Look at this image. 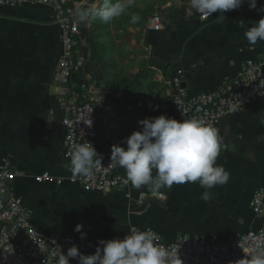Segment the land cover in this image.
Returning <instances> with one entry per match:
<instances>
[{"label": "crops", "instance_id": "obj_1", "mask_svg": "<svg viewBox=\"0 0 264 264\" xmlns=\"http://www.w3.org/2000/svg\"><path fill=\"white\" fill-rule=\"evenodd\" d=\"M101 3L102 0H74L69 7L75 13ZM261 6L264 0H258L257 8ZM154 14L160 15L162 26L156 32L151 31L149 22L146 25L142 39L145 66L142 63V69L122 72V78L130 81L140 75V87L137 84L128 92L132 95L138 91V102L145 108L157 101L152 96L151 83L160 84L156 89H164L163 102L169 97V81L180 70L185 73L184 88L192 95H200L233 80L244 61L264 56V42L249 45L244 36L264 13L249 10L247 3L239 10L225 12V18L217 12L208 21L188 11V0L163 3ZM79 25L78 60L82 70L77 80L81 81L88 80L84 64L91 58L88 39L96 37V20ZM104 43V55L113 56V46L106 40ZM62 47L61 30L51 8L0 7V161L6 157L12 160L16 170L13 187L44 236L94 254L97 245L92 227H87L90 231L83 240L53 228L52 221L70 209L78 214L91 211L93 227L109 229L106 234L116 229L110 235L115 239L126 235L117 231L125 223H130V229L158 231L168 241L186 235L213 234L230 239L258 228L250 198L255 189L264 191V101L224 122L216 163L229 173V180L209 190V201L202 199L205 189L198 182L155 191L129 184L124 192L88 193L69 182L63 153L64 115L51 84ZM114 57L117 59L115 54ZM116 77L115 81L108 80L113 84L109 83L107 89L93 85L101 91L100 95L96 93V100L104 106L108 118L125 105L123 91L115 89L121 80ZM141 120L126 118L122 113L104 124L105 140L113 141L107 146L110 155L113 145L140 130ZM43 174H48L49 179L39 182L37 178Z\"/></svg>", "mask_w": 264, "mask_h": 264}, {"label": "built area", "instance_id": "obj_2", "mask_svg": "<svg viewBox=\"0 0 264 264\" xmlns=\"http://www.w3.org/2000/svg\"><path fill=\"white\" fill-rule=\"evenodd\" d=\"M73 1L0 0L2 8L49 7L60 27L63 47L53 68L51 84L56 89V102L64 115L63 153L67 163L70 152L78 143L86 141L98 152L99 125L105 119L104 106L96 100V87L88 80H77L82 70L78 60L81 39L80 25L74 22V12L69 7ZM214 15L201 18L208 21ZM148 22L151 31L161 30L160 15H152ZM184 75L180 70L168 83L171 108L177 121L197 119L205 126L215 128L218 137L228 118L245 113L264 101V56L244 61L233 80L200 95H192L184 88ZM109 164L110 159L103 156L102 164L97 165L94 174L88 178L74 176L69 170V182L88 193L124 192L130 184L124 183L125 172ZM15 177L12 160L4 158L0 161V264H56L61 251L66 254L70 246L54 237H46L38 230L32 214L13 187ZM48 179V174L37 178L39 182ZM250 208L259 223L258 228L230 239L213 234L186 235L168 241L158 231H150L154 241L164 247L174 264H237L240 259L251 258L257 250L264 248V191L255 189L252 192ZM70 264H78V260H70Z\"/></svg>", "mask_w": 264, "mask_h": 264}, {"label": "clouds", "instance_id": "obj_3", "mask_svg": "<svg viewBox=\"0 0 264 264\" xmlns=\"http://www.w3.org/2000/svg\"><path fill=\"white\" fill-rule=\"evenodd\" d=\"M258 0H188V11L202 18L219 12V17L232 10H239L244 3L257 14L264 13V6L257 8ZM133 0H102L99 7L89 6L74 13V22L87 24L100 20L109 23L119 18L131 7ZM218 17V18H219ZM225 18V17H224ZM137 16L132 17L136 23ZM244 36L249 45L264 42V16L249 27ZM151 107V105H150ZM91 122V121H90ZM140 130L133 131L120 144L111 148L110 164L124 170L125 184L151 190L171 189L174 184L199 183L205 191L202 199H211L210 189L225 185L229 173L216 163L220 153V140L215 128L205 126L197 119L182 122L165 115L145 118L138 122ZM125 145V146H121ZM95 158V159H94ZM103 156L86 141L74 145L66 167L74 176L91 177ZM83 225L77 224L75 231L80 239H86ZM174 264L162 245L153 239L150 230L131 228L122 239L99 240L94 254L84 255L73 245L66 254L58 256L56 264ZM237 264H264V248L257 250L251 258H243Z\"/></svg>", "mask_w": 264, "mask_h": 264}, {"label": "rangeland", "instance_id": "obj_4", "mask_svg": "<svg viewBox=\"0 0 264 264\" xmlns=\"http://www.w3.org/2000/svg\"><path fill=\"white\" fill-rule=\"evenodd\" d=\"M169 1L172 0H133L131 7L127 8L125 13L119 18H116L109 23L96 20V39L103 43L104 40H106L110 42V47L113 46V56H105L104 72L106 80H113L115 76H117L116 79L120 80L123 77V69H126L127 71L142 69V63L145 66L147 59L144 46L142 45V39L149 19L148 18L147 21H145V16L149 12L153 14L163 3ZM133 16L138 17L136 23L132 22ZM115 40L117 42H115ZM114 54L117 59L114 57ZM109 75L111 76L109 77ZM88 82H91L89 78ZM90 84L95 85L94 83ZM258 105H260V103L257 104V106ZM93 217L94 214H92L91 211L85 210L82 214H78L73 209H70L67 213L56 217L52 221V226L59 233L65 231L68 235H73L77 238L80 237V233H77L74 230L77 224L83 225L82 231L85 233L90 231L87 227H92L91 229L96 233V245L99 240L115 239L111 238L110 235L116 229H112L109 231V234H106L109 229H105L104 227L103 229L101 226L98 227L97 225L96 228H94L92 225L94 223L92 219ZM118 229V233L123 232L127 235L129 233L130 223H125Z\"/></svg>", "mask_w": 264, "mask_h": 264}, {"label": "trees", "instance_id": "obj_5", "mask_svg": "<svg viewBox=\"0 0 264 264\" xmlns=\"http://www.w3.org/2000/svg\"><path fill=\"white\" fill-rule=\"evenodd\" d=\"M152 14L149 12L145 16V21H147L148 18H150ZM88 44L91 47V58L84 64V73L85 75L90 79V83H94L97 88L101 89H107L108 84L112 83L106 80V75L104 72L105 69V55L104 52L106 51L107 45L103 42H100L96 39L95 36H92L88 39ZM146 76V75H145ZM135 79L133 81H130L128 79L121 78L119 83L115 87L116 90H122L124 93V103L125 105H122L119 109L114 110L110 115L105 117V119L100 123L99 125V148L98 152L102 156H105L106 158L110 159L111 155L107 149V146H110L113 141H106V134L107 131L104 130L106 128V125L110 123L109 121L113 119L116 116H119L120 114L124 113L126 118H129L131 116L132 118H152L157 117L160 115H165L168 118H173L177 120L175 112L171 108V98L165 97L163 102H160L162 94L164 89H156L160 84L153 82L150 85L152 96L154 94L155 97H157V101H154L151 104V107L145 108L138 102V97H140V94L138 91L137 93H134L132 95L129 94L128 90L132 88H136L137 84L140 87V75H137L134 77ZM113 84V83H112ZM156 89V90H154ZM168 106V107H167ZM107 123L106 125H104ZM120 172H124L123 169L118 168Z\"/></svg>", "mask_w": 264, "mask_h": 264}, {"label": "water", "instance_id": "obj_6", "mask_svg": "<svg viewBox=\"0 0 264 264\" xmlns=\"http://www.w3.org/2000/svg\"><path fill=\"white\" fill-rule=\"evenodd\" d=\"M96 93H97V95H98V94L100 95V94H101V91H100V90H97Z\"/></svg>", "mask_w": 264, "mask_h": 264}]
</instances>
